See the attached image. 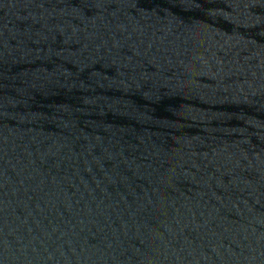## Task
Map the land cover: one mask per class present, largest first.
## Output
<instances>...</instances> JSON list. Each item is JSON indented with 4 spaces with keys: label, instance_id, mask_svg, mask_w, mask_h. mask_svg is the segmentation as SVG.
I'll list each match as a JSON object with an SVG mask.
<instances>
[{
    "label": "water",
    "instance_id": "obj_1",
    "mask_svg": "<svg viewBox=\"0 0 264 264\" xmlns=\"http://www.w3.org/2000/svg\"><path fill=\"white\" fill-rule=\"evenodd\" d=\"M0 264H264V0H0Z\"/></svg>",
    "mask_w": 264,
    "mask_h": 264
}]
</instances>
